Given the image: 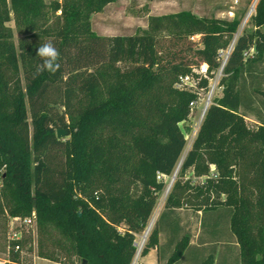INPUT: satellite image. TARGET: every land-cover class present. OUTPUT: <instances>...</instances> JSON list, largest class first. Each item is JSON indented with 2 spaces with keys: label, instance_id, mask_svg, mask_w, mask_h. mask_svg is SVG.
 <instances>
[{
  "label": "trees",
  "instance_id": "16d2710c",
  "mask_svg": "<svg viewBox=\"0 0 264 264\" xmlns=\"http://www.w3.org/2000/svg\"><path fill=\"white\" fill-rule=\"evenodd\" d=\"M117 1L0 0V217L35 214L42 259L132 264L187 147L180 123L200 95L182 80L206 64L209 77L222 71L223 94L205 112L142 256L164 234L163 264H264V0L251 17L255 32L237 35L242 17L181 11L150 17L135 35H98L92 16ZM46 42L60 69L36 75ZM230 47L223 65L220 51ZM212 165L218 182L185 180L188 170L210 176ZM222 193L228 202L201 206ZM184 205L202 212L199 246L181 225ZM21 245H11L8 264L21 263Z\"/></svg>",
  "mask_w": 264,
  "mask_h": 264
},
{
  "label": "rangeland",
  "instance_id": "374dc122",
  "mask_svg": "<svg viewBox=\"0 0 264 264\" xmlns=\"http://www.w3.org/2000/svg\"><path fill=\"white\" fill-rule=\"evenodd\" d=\"M44 1L49 4L53 0ZM255 3L257 5V0H118L115 3L107 5L102 12L94 14L91 18V24L94 32H96L100 36H128L135 35L141 29H147L149 18L152 16H166L170 14H176L181 11H191L197 16L205 18L214 17L222 20H232L236 16L242 17V22L237 34L239 35L243 31H256V28L251 21V17L255 13L256 5L252 14L250 12ZM247 18L248 20L246 22ZM7 25L14 30L15 39L16 41H18L19 38L22 37V35L17 32L15 22L12 20L8 22ZM260 30L264 32V27H261ZM196 38L198 39L200 38V36H197ZM160 42L163 46L166 47L170 45V40L167 37H163ZM253 53L254 52H252V54ZM187 58L190 61H196L195 57H193L192 54L188 55ZM220 58L222 62H225L226 54H224L223 57ZM202 68H206L208 70V65L203 64L202 67L200 69H196L194 75H192L187 80V82L190 83V85H188L187 87V90H197L200 95V99L195 102V106L192 109V114L189 121L180 123V127L184 131L187 139V147L184 154L182 155L180 167L178 166V174L180 172L182 162L191 149L199 128L202 124L205 115H203V113H205V105L210 94L212 93L210 105L212 104L214 98H219L223 94L222 88L219 86L220 79L222 77V71L217 73L214 77H209V74L204 73ZM203 79H209L208 90L199 88V84ZM260 98L264 99V97L262 96ZM246 124L251 130H255L259 126V121L255 117L249 116L246 118ZM172 178H165V182L167 183L168 187L170 186ZM220 178L221 172L216 168L215 165H212L211 167L210 176L198 177L192 170H188L185 173V180L190 181L191 184L194 185V187H204L206 181L209 180L218 182ZM172 186L170 187L169 191H167V187L160 196L146 230L143 233L139 234L136 238V243L138 245L140 244V241L143 240L142 238L153 220L154 225L152 229L155 227L160 213H162L165 209L167 198L172 189ZM228 199L229 195L227 193H222L220 196L211 194L210 199L203 200L202 202H200V204L201 206L211 204L212 202L224 204L228 202ZM182 209L183 210L180 213L185 217V220L189 222V225H186L185 228L191 231L193 236H196V234L200 233V226L198 225V221L195 217L197 211H194L192 207L186 205H184ZM151 230L148 233L146 242L144 243L143 248L141 249V251H139V253V246L137 245V252L134 258L135 260L138 257L136 264H142V251L147 243ZM120 231H123V228H121ZM193 238L194 240H196V237ZM16 242L22 243L20 248V264H65L38 257V236L35 225L28 226L25 221L19 217H0V261L5 262L6 264L9 263L8 259L10 258V247L13 243ZM75 264L81 263L76 261Z\"/></svg>",
  "mask_w": 264,
  "mask_h": 264
},
{
  "label": "clouds",
  "instance_id": "9594fccd",
  "mask_svg": "<svg viewBox=\"0 0 264 264\" xmlns=\"http://www.w3.org/2000/svg\"><path fill=\"white\" fill-rule=\"evenodd\" d=\"M41 63L37 65L36 75L43 72L55 74L60 69V52L52 42L42 43L37 49Z\"/></svg>",
  "mask_w": 264,
  "mask_h": 264
},
{
  "label": "crops",
  "instance_id": "0c3cea01",
  "mask_svg": "<svg viewBox=\"0 0 264 264\" xmlns=\"http://www.w3.org/2000/svg\"><path fill=\"white\" fill-rule=\"evenodd\" d=\"M183 209H179V212H181ZM161 214V213H160ZM160 216V215H159ZM202 216V212H196V219L198 221V225L200 226V217ZM180 219H181V225L186 227V225H189L186 220H185V217L180 213ZM194 218V217H193ZM189 219V218H188ZM191 219V218H190ZM200 234V233H199ZM199 234H196V236H193V237H196V240H194V238L192 237V245H196V246H199L197 243H198V240L197 238H199ZM138 236V235H137ZM166 244V238H165V235L164 234H161L160 235V246L159 247H156V248H153L150 250L149 254L146 255L145 257H143V261H142V264H163L164 260H160V250L162 248V246ZM0 264H6L5 262L3 261H0Z\"/></svg>",
  "mask_w": 264,
  "mask_h": 264
},
{
  "label": "built area",
  "instance_id": "2783aa9c",
  "mask_svg": "<svg viewBox=\"0 0 264 264\" xmlns=\"http://www.w3.org/2000/svg\"><path fill=\"white\" fill-rule=\"evenodd\" d=\"M231 50H232V47H230L228 50H222V51H220V57H223V55L224 54H226V60H225V62H223V65H225L226 64V62H227V59L229 58V55H230V53H231ZM252 52H254V49H252L251 51H250V53H252ZM202 70L204 71V73H207V69L206 68H202ZM190 77H186L185 79H183L182 81L185 83V84H187V85H190V83L189 82H187V80L189 79ZM195 102H197V101H195ZM195 102H193L192 104H191V106H192V108L195 106ZM205 113H203V115H204ZM203 117V116H202ZM158 178H161V176H159ZM24 221H25V223L28 225V226H33V225H35L36 226V223H35V214H33V216L32 217H29V218H26V219H24ZM138 245V244H137ZM17 249H19V247H17ZM138 258V257H137ZM137 258L134 260V262H132V264H136L137 262Z\"/></svg>",
  "mask_w": 264,
  "mask_h": 264
},
{
  "label": "bare ground",
  "instance_id": "6f19581e",
  "mask_svg": "<svg viewBox=\"0 0 264 264\" xmlns=\"http://www.w3.org/2000/svg\"><path fill=\"white\" fill-rule=\"evenodd\" d=\"M257 2H258V0H257ZM255 5H256V3L254 4V6L252 7V10L250 11L251 14H252V12L254 11ZM251 14H250V15H251ZM250 15H249V16H250ZM249 16H248V17H249ZM247 20H248V18L246 19V22H247ZM211 98H212V93L210 94V96H209V98H208V100H207V102H206L204 112H206V110H207L208 107L210 106ZM177 175H178V171H176V173L173 175V178H172V180H171V182H170V186L168 187V190H167V191H169V189H170V187L172 186V184H174V182H175V180H176V178H177ZM153 219H154V218H153ZM153 225H154V220L151 222L149 228L147 229L146 233L144 234V236H143V238H142L143 240H141V241H140V244L138 245V246H139L138 253H139V251H141V249L143 248V245H144V243L146 242V237L148 236V233H149L150 230L152 229Z\"/></svg>",
  "mask_w": 264,
  "mask_h": 264
},
{
  "label": "water",
  "instance_id": "95a60500",
  "mask_svg": "<svg viewBox=\"0 0 264 264\" xmlns=\"http://www.w3.org/2000/svg\"><path fill=\"white\" fill-rule=\"evenodd\" d=\"M66 134H67V131H65V130H58V133H57L58 137H63ZM179 167H180V165H179ZM179 167L177 168V170L179 169ZM176 171H175V173H176ZM136 245H137V243H136ZM84 264H86V262Z\"/></svg>",
  "mask_w": 264,
  "mask_h": 264
}]
</instances>
